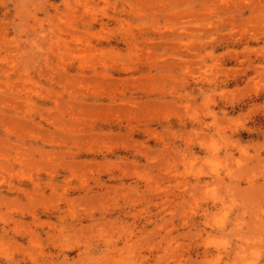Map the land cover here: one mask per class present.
Instances as JSON below:
<instances>
[{"label":"rangeland","instance_id":"rangeland-1","mask_svg":"<svg viewBox=\"0 0 264 264\" xmlns=\"http://www.w3.org/2000/svg\"><path fill=\"white\" fill-rule=\"evenodd\" d=\"M0 264H264V0H0Z\"/></svg>","mask_w":264,"mask_h":264}]
</instances>
